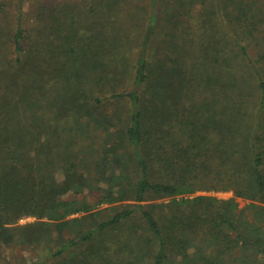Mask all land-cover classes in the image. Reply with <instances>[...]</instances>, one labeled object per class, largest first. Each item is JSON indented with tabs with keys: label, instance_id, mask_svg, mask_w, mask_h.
<instances>
[{
	"label": "trees",
	"instance_id": "trees-1",
	"mask_svg": "<svg viewBox=\"0 0 264 264\" xmlns=\"http://www.w3.org/2000/svg\"><path fill=\"white\" fill-rule=\"evenodd\" d=\"M147 2L130 35L0 0V244L41 264H112L115 242L126 264H264V0Z\"/></svg>",
	"mask_w": 264,
	"mask_h": 264
},
{
	"label": "rangeland",
	"instance_id": "rangeland-1",
	"mask_svg": "<svg viewBox=\"0 0 264 264\" xmlns=\"http://www.w3.org/2000/svg\"><path fill=\"white\" fill-rule=\"evenodd\" d=\"M49 1L59 2L61 6L64 4L82 5L81 7H83V9H79L78 11H74L72 13L71 12L67 13V17L65 18L66 22L73 20L74 26H79L81 23L84 22V16L86 14L85 11L89 10L90 8L89 15H88L89 18L87 20V26L91 24L90 28L95 29L94 22L97 23V25L99 26L98 20L100 22H103L104 20H106V18H108L109 23H111L113 26L117 28H120L121 30H125L129 32L130 35H137L141 31L142 25H143L142 18H143L144 12L147 10V7H148V2H147L148 0H125V1L119 0L117 2H113L111 5H109L108 2L100 3L98 0H49ZM103 3H105L107 8H104ZM35 6L36 5L34 6L31 5L28 7L30 8L29 10L27 9L28 10L27 13L29 17H33L31 13H33L32 9L35 8ZM194 11H192V13H194ZM83 25H86V24L84 23L81 26ZM89 33H90V30H89ZM206 46H209V45L206 42H204L202 44H198L197 48H205ZM7 54H8V57L10 58L11 53H9L8 51ZM113 54L114 53H111L110 55H113ZM104 61L110 63V58H106ZM128 61L131 62L130 60ZM122 62L124 63L123 60ZM209 93L210 92L207 91L206 89V93L204 95L205 98L208 97ZM199 98H203V96L199 95ZM231 100L233 101L235 100V93L231 95ZM195 195H207V196L216 197L218 199H228L229 197L232 196V193L229 191H222V190H198L190 195H185V196L193 197ZM87 198L93 199L92 196H88ZM236 200L238 202L239 208L245 207L247 203L249 202V200L243 199V198H237ZM161 201H163V199H158L154 202H161ZM149 202H153V201H149ZM106 206H109V204H100L99 206H97L98 208L96 209H101ZM107 212L108 211H103L99 215V217L106 215ZM136 220L137 218L131 219L129 222L125 224H130ZM33 221H35V217L26 216V217L20 218L16 224L19 226H22V225L31 223ZM123 228L130 231L132 227L128 228L127 226H125ZM111 249L112 250H110V253L108 256L111 263L112 264H126L125 260L127 258H124V255H126L127 257V254L125 250L120 246V243L118 242L111 243ZM44 256H45L44 252L39 249H33L27 246L7 247L5 245L0 244V264H33V263L41 264L38 261H41Z\"/></svg>",
	"mask_w": 264,
	"mask_h": 264
}]
</instances>
